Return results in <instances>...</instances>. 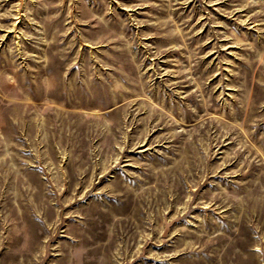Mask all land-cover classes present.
Listing matches in <instances>:
<instances>
[{
  "label": "rangeland",
  "instance_id": "1",
  "mask_svg": "<svg viewBox=\"0 0 264 264\" xmlns=\"http://www.w3.org/2000/svg\"><path fill=\"white\" fill-rule=\"evenodd\" d=\"M0 264H264V0H0Z\"/></svg>",
  "mask_w": 264,
  "mask_h": 264
}]
</instances>
